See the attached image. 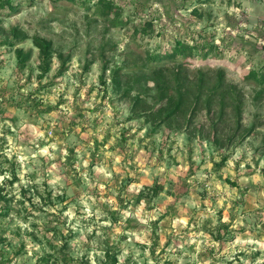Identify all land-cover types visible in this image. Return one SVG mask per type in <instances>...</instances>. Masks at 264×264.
<instances>
[{
    "label": "rangeland",
    "instance_id": "rangeland-1",
    "mask_svg": "<svg viewBox=\"0 0 264 264\" xmlns=\"http://www.w3.org/2000/svg\"><path fill=\"white\" fill-rule=\"evenodd\" d=\"M11 2L0 264H264V0Z\"/></svg>",
    "mask_w": 264,
    "mask_h": 264
},
{
    "label": "trees",
    "instance_id": "trees-1",
    "mask_svg": "<svg viewBox=\"0 0 264 264\" xmlns=\"http://www.w3.org/2000/svg\"><path fill=\"white\" fill-rule=\"evenodd\" d=\"M0 10L2 11H7L9 13H12L15 8L11 2V0H0ZM35 44L37 47H39L40 52H41V59H42V71L43 73H47L49 66H48V59L50 58V43L46 40L43 39H39L36 38L35 39ZM196 49L199 50V47H195ZM195 48L189 45H184L180 42H177V44L173 47L172 51L170 54H168L169 59L173 60V61H178V60H186V58L190 56L192 57H201V58H205L206 57V53H208V51H204L202 54L198 53V54H194ZM18 53H23L21 50L18 51ZM24 60V59H23ZM254 76L256 75V73H252ZM42 77V76H41ZM263 80V77H261ZM223 82V77L220 76L219 77V83H217L214 87V91L215 92L218 88L221 87ZM175 104L173 105L172 109L169 113L168 116H172L173 114H177L178 112H180L182 110V108L184 107V100L182 98V96L179 97V99L174 102ZM161 110H159L160 112ZM227 161V157H223L221 160V164H224ZM230 184H234L232 182L229 181ZM160 191V189H154L155 193H158Z\"/></svg>",
    "mask_w": 264,
    "mask_h": 264
}]
</instances>
